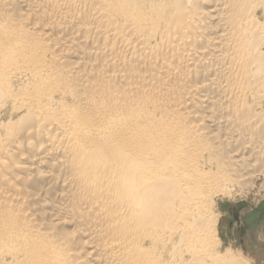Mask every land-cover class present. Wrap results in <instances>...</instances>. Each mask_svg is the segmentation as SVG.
Listing matches in <instances>:
<instances>
[{
  "label": "bare ground",
  "instance_id": "6f19581e",
  "mask_svg": "<svg viewBox=\"0 0 264 264\" xmlns=\"http://www.w3.org/2000/svg\"><path fill=\"white\" fill-rule=\"evenodd\" d=\"M263 172L264 0H0V264H254Z\"/></svg>",
  "mask_w": 264,
  "mask_h": 264
},
{
  "label": "rangeland",
  "instance_id": "374dc122",
  "mask_svg": "<svg viewBox=\"0 0 264 264\" xmlns=\"http://www.w3.org/2000/svg\"><path fill=\"white\" fill-rule=\"evenodd\" d=\"M261 176L254 188L220 195L215 199L219 220L218 237L225 247L233 249L254 264H264V207L261 208L264 201V172ZM257 210V219L247 223L250 214Z\"/></svg>",
  "mask_w": 264,
  "mask_h": 264
},
{
  "label": "water",
  "instance_id": "95a60500",
  "mask_svg": "<svg viewBox=\"0 0 264 264\" xmlns=\"http://www.w3.org/2000/svg\"><path fill=\"white\" fill-rule=\"evenodd\" d=\"M262 207H264V201H263L262 204H261V208H262ZM258 215H259V210H257V211H255V212L251 213V214H250V219H249V220L247 219L246 222H247V223L252 222L254 219H257Z\"/></svg>",
  "mask_w": 264,
  "mask_h": 264
}]
</instances>
